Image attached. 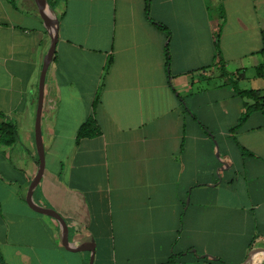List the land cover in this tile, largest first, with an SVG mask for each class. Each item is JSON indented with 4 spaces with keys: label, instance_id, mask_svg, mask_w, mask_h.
<instances>
[{
    "label": "crops",
    "instance_id": "crops-1",
    "mask_svg": "<svg viewBox=\"0 0 264 264\" xmlns=\"http://www.w3.org/2000/svg\"><path fill=\"white\" fill-rule=\"evenodd\" d=\"M46 1L33 199L79 243L26 199L53 26L0 0V264H264V0Z\"/></svg>",
    "mask_w": 264,
    "mask_h": 264
},
{
    "label": "water",
    "instance_id": "water-1",
    "mask_svg": "<svg viewBox=\"0 0 264 264\" xmlns=\"http://www.w3.org/2000/svg\"><path fill=\"white\" fill-rule=\"evenodd\" d=\"M35 2H36L38 9L42 13V15L45 17V20L52 24L53 35H52V41L49 46L48 52L46 53L44 57V61H43V65H42V69L40 73V79H39V95H38V104H37V110H36L35 127H34L35 141H36V146H37V151H38V166H37V171L34 177L30 181L26 199L32 208H34L37 211L46 213L56 219V221L59 224V232H60L59 238L63 245L75 246L79 242H66L65 238H63V235H62L63 223H62L60 216L57 214V212L52 210L51 208L39 205L33 199V189L38 183V181L40 180L43 167H44V147H43V142H42L41 125H40L41 108H42L43 91H44V80H45L46 70L53 58V54L55 51V44L57 40V34H58V20L56 16L53 14V9L48 5L46 0H35ZM88 239L92 241L91 238H88ZM200 257L202 258L207 257V258L213 259V257L208 254H203ZM93 258H94V249H93V243H92L89 264L92 263Z\"/></svg>",
    "mask_w": 264,
    "mask_h": 264
},
{
    "label": "trees",
    "instance_id": "trees-1",
    "mask_svg": "<svg viewBox=\"0 0 264 264\" xmlns=\"http://www.w3.org/2000/svg\"><path fill=\"white\" fill-rule=\"evenodd\" d=\"M233 88H234V91L237 95L242 96V97L247 96V97H250V98L254 99L255 101H257L256 97L259 93L258 91H255V90L241 91L235 85H233ZM256 106H257L256 103L253 104L252 106H248L244 115L241 117L240 120H243V117L245 118L249 112H251L253 109L256 108ZM260 109L264 113V104L260 105ZM98 133H99L98 127H96L93 120L89 119L88 121H86L85 123H83L80 126V128L78 130V137H84V136L91 137V136L97 135ZM16 139H17V131L11 123H6V124L4 123V124L0 125V143L1 144L10 145V144L14 143L16 141ZM204 260H207L210 263L223 264V261L220 258H218L216 260H210V259L204 258ZM1 262H2V256L0 253V263ZM162 264H172V261H168V262H165Z\"/></svg>",
    "mask_w": 264,
    "mask_h": 264
},
{
    "label": "rangeland",
    "instance_id": "rangeland-1",
    "mask_svg": "<svg viewBox=\"0 0 264 264\" xmlns=\"http://www.w3.org/2000/svg\"><path fill=\"white\" fill-rule=\"evenodd\" d=\"M190 252V251H189ZM191 254H192V252H191Z\"/></svg>",
    "mask_w": 264,
    "mask_h": 264
}]
</instances>
